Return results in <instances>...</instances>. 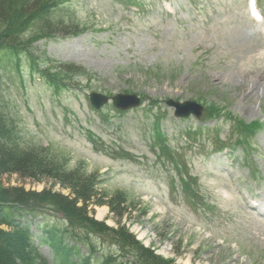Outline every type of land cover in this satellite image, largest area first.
I'll return each mask as SVG.
<instances>
[{"label":"rangeland","instance_id":"1","mask_svg":"<svg viewBox=\"0 0 264 264\" xmlns=\"http://www.w3.org/2000/svg\"><path fill=\"white\" fill-rule=\"evenodd\" d=\"M57 2L47 20L63 23L32 49L53 61L38 68L65 61L89 75L60 89L29 74L25 58L19 71L10 64L1 68L0 89L7 113L18 123V138L41 144L72 169L97 173L103 202L90 203L88 217L123 228L171 264H264V224L247 202L254 195L264 201V96L255 92L264 85V75L257 78V69L264 70V40L255 33L246 0H142L138 11L129 9L126 0ZM259 4L264 10V0ZM36 31L30 26L21 35L27 38ZM93 91L108 97L136 94L141 103L122 111L108 101L94 109L88 99ZM167 99L192 100L203 107L210 102L222 110L203 111L197 120L178 119ZM157 115L165 136L158 146L166 144L170 157L156 144ZM230 118L243 123L242 130L261 125L248 132L254 133L256 148L251 164L234 144ZM199 126L204 132L195 137L202 144L186 148L185 132ZM217 134L231 148L214 154ZM0 182L1 188L21 186L33 193L50 190L74 197L71 188L46 176L34 180L12 173L2 175ZM115 191L125 197L126 206L116 220L106 203ZM31 205L34 218L27 212L13 218L30 228L37 252L48 264H60L63 257L39 241L47 226L66 227L67 219L49 204ZM83 226L67 227V248H77L78 256L90 253L91 261L112 256L117 264H142L110 235Z\"/></svg>","mask_w":264,"mask_h":264},{"label":"trees","instance_id":"2","mask_svg":"<svg viewBox=\"0 0 264 264\" xmlns=\"http://www.w3.org/2000/svg\"><path fill=\"white\" fill-rule=\"evenodd\" d=\"M57 1L0 0V69L10 64L17 67L19 71L21 59L24 57L28 62L31 74L39 75L52 86L60 89L68 86V82L76 80L80 76H88L82 67L70 62H61L59 65H53V68L49 66L43 69L38 68L39 65L53 60L48 59L44 54L41 57L34 55L30 44L34 39L49 36L63 23L61 20H47V14L57 8ZM70 25L67 24V26ZM30 26L36 27L38 32L36 31L27 39L22 38L21 34L25 28ZM72 28L75 27L70 26V29ZM1 76L0 72V82ZM7 111L8 102L0 89V178L2 175L12 173L23 179L34 180L46 176L59 182L62 186L71 188L74 197L69 198L64 194L50 190L33 193L21 186L0 187V227L9 228V231L0 228V264H30L33 258L38 259V264H48L46 259L37 252V246L34 245L28 226L13 218L15 214L17 217L22 216L23 212L35 217L37 213L33 210L32 202L49 204L51 209H55L54 211L63 214L67 219L68 226L47 228L45 237H41L39 241V243H47L52 251L54 250L56 254L63 257L60 264H117L112 256L91 261L92 254H82L80 259L75 261L73 257L76 254L73 251L76 249L67 248V243H64L67 236H71L67 227L69 225L71 227L75 223L80 226L84 225L83 227L86 226L85 228L88 230L110 235L121 246L128 247V252L142 264H171L142 246L134 236L123 228L113 229L106 226L104 222H97L88 217L87 206L90 203L101 204L103 202L98 198L97 185L101 181L98 179L97 173L95 175L80 168L72 169L67 166V163L61 162L56 155L44 150L41 144H27L19 139L17 135L18 123ZM208 113H213V108L209 107ZM96 198L99 201L93 200ZM124 199L125 197L120 192L115 191L113 197H110L106 202L109 204L115 220L122 217L126 211ZM79 201L82 202L81 206H77ZM84 241L91 244L90 241Z\"/></svg>","mask_w":264,"mask_h":264},{"label":"water","instance_id":"3","mask_svg":"<svg viewBox=\"0 0 264 264\" xmlns=\"http://www.w3.org/2000/svg\"><path fill=\"white\" fill-rule=\"evenodd\" d=\"M89 98L91 103L96 108H98L107 101L106 96L98 93H91ZM112 100L115 106L122 109H126L128 107L139 104V98H137L135 95L117 94L113 96ZM167 103L176 107V114H178L179 116H187L190 113L199 116L202 110V107L196 104L195 102L185 101L183 103H178L169 100L167 101Z\"/></svg>","mask_w":264,"mask_h":264},{"label":"bare ground","instance_id":"4","mask_svg":"<svg viewBox=\"0 0 264 264\" xmlns=\"http://www.w3.org/2000/svg\"><path fill=\"white\" fill-rule=\"evenodd\" d=\"M258 70V76H257V78H260V77H263V75H264V70L263 71H261L260 69H257ZM247 72V71H246ZM264 78V77H263ZM251 89V88H250ZM260 92V94L259 95H262V96H264V85L263 86H261L260 88H258L255 92ZM252 98V97H251ZM103 213H104V208H101V209H99V211L97 212V214H96V216L97 217H102V215H103ZM142 235V234H141Z\"/></svg>","mask_w":264,"mask_h":264}]
</instances>
